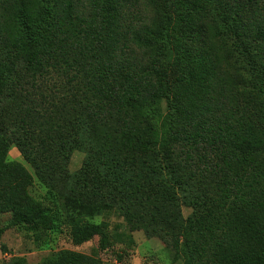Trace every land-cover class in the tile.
Returning a JSON list of instances; mask_svg holds the SVG:
<instances>
[{"label": "trees", "instance_id": "obj_1", "mask_svg": "<svg viewBox=\"0 0 264 264\" xmlns=\"http://www.w3.org/2000/svg\"><path fill=\"white\" fill-rule=\"evenodd\" d=\"M110 212L181 264H264V0H0V233L104 250Z\"/></svg>", "mask_w": 264, "mask_h": 264}, {"label": "rangeland", "instance_id": "obj_2", "mask_svg": "<svg viewBox=\"0 0 264 264\" xmlns=\"http://www.w3.org/2000/svg\"><path fill=\"white\" fill-rule=\"evenodd\" d=\"M9 157L21 163L32 176L28 188L29 195L36 201H43L46 189L38 182L34 170L16 148ZM83 160L81 152H74L68 163L71 173L76 172ZM187 217L190 209L182 208ZM9 214H0V229L5 226ZM98 224L104 222L109 234L110 248L100 250L98 239L93 238L79 246H74L66 235L64 227L53 228L37 240L30 232L21 228L5 229L0 233V264L11 258H22L26 264H40L55 257L60 252H71L87 257H95L103 264H181L173 259V252L157 238H147L140 230H132L117 212H110L88 219Z\"/></svg>", "mask_w": 264, "mask_h": 264}]
</instances>
